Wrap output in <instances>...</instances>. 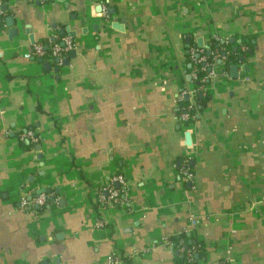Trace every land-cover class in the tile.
<instances>
[{
    "label": "crops",
    "instance_id": "crops-1",
    "mask_svg": "<svg viewBox=\"0 0 264 264\" xmlns=\"http://www.w3.org/2000/svg\"><path fill=\"white\" fill-rule=\"evenodd\" d=\"M95 2L0 0V264H176L200 247L195 264H264V0ZM64 38L66 66L23 57ZM244 38L253 47L238 77L217 60L206 107L182 123L197 40ZM26 131L38 144L20 140ZM117 174L123 204L103 205ZM47 189L53 203L20 206Z\"/></svg>",
    "mask_w": 264,
    "mask_h": 264
},
{
    "label": "built area",
    "instance_id": "built-area-1",
    "mask_svg": "<svg viewBox=\"0 0 264 264\" xmlns=\"http://www.w3.org/2000/svg\"><path fill=\"white\" fill-rule=\"evenodd\" d=\"M1 5V3H0ZM2 15V11H0V17ZM73 40L71 38H64L62 39L61 43H51L50 45H43L37 44L34 45L27 53H24L23 57L25 59H34V58H48L50 61L58 60L56 65H62L64 58L73 50ZM192 57L195 58L194 51H190L189 53ZM196 54H201L196 53ZM200 56L195 61L196 63H200L204 61L199 59ZM206 67H202V71H205ZM212 76V71L210 70L206 76H204L195 86L194 89L184 91L180 98L179 102H182V96L187 97V103L181 105L179 107V120L182 123H189L191 119V112L195 108V98L197 97L199 92H203L204 86L206 81L209 77ZM190 79L192 81L197 80V69H193L190 72ZM20 140H26L31 145H36L40 141V138L33 134L31 131H26L23 135L20 136ZM185 178H191V173L188 166L183 167L182 171L180 172ZM114 185H116L114 187ZM127 193L126 188V180L123 175L117 174L111 178L110 185L106 188H103L99 193L98 200L103 205H112V206H119L123 204L124 199L122 198L123 195ZM47 196L44 194H39L37 196H30L24 197L20 200V206L26 210H31L36 212V209L43 207L46 204ZM102 223L98 222L97 227H101ZM188 257H191V254L188 253ZM106 264H119V262L114 257H108ZM216 264H224L222 262H218Z\"/></svg>",
    "mask_w": 264,
    "mask_h": 264
},
{
    "label": "trees",
    "instance_id": "trees-1",
    "mask_svg": "<svg viewBox=\"0 0 264 264\" xmlns=\"http://www.w3.org/2000/svg\"><path fill=\"white\" fill-rule=\"evenodd\" d=\"M252 43L251 39L249 38H244L241 39V41L238 44H225V43H220L215 40H211L210 44L207 46L209 53H206V50L201 54L204 57V61L200 63H194L197 61L195 60L192 56L189 54L187 55V65L188 67L186 68L187 73H190L193 69H197V80L195 81L196 83H200L201 79L208 74V72L211 70V67L214 63H217V60L222 61V64L224 66V72H229V69L232 65H242L245 63V61L249 58L251 55V50H252ZM200 55V57H201ZM215 55H219V58L215 59ZM202 67H206L205 71H202ZM201 94L200 98H196V110L194 109L191 112V119L190 123L195 121V114L197 112V108L201 111L203 110L207 103L208 100L210 99L208 94H205L203 92H199ZM187 102L182 100L181 103H179V107L181 105L186 104ZM183 238L186 240L185 235H180L175 239H171L172 244L178 249L182 247V245L178 246V243L180 240H183ZM185 243V241H184ZM188 244L189 241H186ZM195 245V244H194ZM195 255H197V259H195ZM202 256V248H197L196 253L191 257H188L187 255H182L179 259H177L176 264H195L198 262V259H200Z\"/></svg>",
    "mask_w": 264,
    "mask_h": 264
},
{
    "label": "water",
    "instance_id": "water-1",
    "mask_svg": "<svg viewBox=\"0 0 264 264\" xmlns=\"http://www.w3.org/2000/svg\"><path fill=\"white\" fill-rule=\"evenodd\" d=\"M16 1H18V0H16ZM58 1H64V0H58ZM88 1H89V2H95V0H88ZM36 5H38V1L36 2ZM102 7H103L102 2H95L94 6L92 7V14H93V16H96V17H97V16H98V17L103 16V8H102ZM6 9H7L6 4H5V3H2V4L0 5V11L5 12ZM105 15H106L107 17H110V16L114 15V10H113L112 8H107V9L105 10ZM1 22H2V21L0 20V24H1ZM4 22H5L6 26L9 28V29H8L9 39L12 40V38H14V37L17 35V29L13 27V25H14V23H13V22H14V21H13V18H12V17H7V18L5 19ZM111 26H112L113 29H116V30H119V31L122 30V26H121L120 24H118V23H113ZM95 28H96V27H94V29H95ZM25 32H26V34H28L27 31H25ZM59 34H60L61 36H65V34H68V35H70V36H74V33H73V32L70 33V29H69V28H65L64 30H60V31H59ZM29 39H30V41H31L32 44H35L31 36H29ZM229 42L232 43V42H233V39H229ZM197 47H198L199 49H201V48H205L206 53H207V54L209 53L208 48H207V47H204V46L202 45V42H201L200 39L197 40ZM74 56H75V52H74V51H71V52H70V57L73 58ZM199 56H200V54H195V58H198ZM57 62H58V60L55 59V63H57ZM218 63H220V60H218ZM62 65H65V66H66V65H67V60H63ZM48 68H49V67H48ZM48 68H47V69H48ZM238 68H239L238 65H232V66L230 67L229 71H230V76H231V78L236 79V78L238 77ZM244 71L247 72V68H246V67H244ZM189 78H190V77H189ZM195 85L197 86L198 83H196ZM198 97L200 98L201 95H198ZM185 99L187 100L188 98L185 97ZM36 151L39 152V151H40V147H37V148H36ZM38 158H39V159L41 158L40 153H38ZM56 191H57V190H56ZM37 194H38V195H39V194H45V195L48 196V197H47V201H49V202H51V203L54 202V197L51 195V191H50L49 189H47V190H40V191H38Z\"/></svg>",
    "mask_w": 264,
    "mask_h": 264
}]
</instances>
